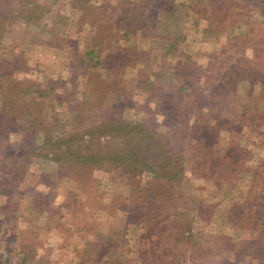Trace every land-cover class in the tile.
<instances>
[{
	"label": "trees",
	"instance_id": "obj_1",
	"mask_svg": "<svg viewBox=\"0 0 264 264\" xmlns=\"http://www.w3.org/2000/svg\"><path fill=\"white\" fill-rule=\"evenodd\" d=\"M70 1L69 9L74 8L78 3L90 9L86 16L89 19L91 17V20L93 18V21H90L94 30L93 35L82 50L63 44L66 46L65 50L62 49L66 62H63L58 70L46 68L47 72L44 74L43 70L39 69L40 61L33 59L30 52L34 51L35 56L49 51H55V55L62 54L59 51L61 49L45 43L41 37L45 34L59 35L61 42L66 37V26L70 27L68 23L71 11H68L69 18L65 13L62 15L57 13L51 15L47 23L41 24L39 16H28L32 7H35V3L31 0H0V51H12L11 60L14 59L18 64L16 70L23 69V73L18 74L19 79H17L12 69L0 66V130L6 128L11 133L19 134L22 138L21 148L26 152L35 153L45 150L60 152L54 156L56 162H73L84 168L121 166L132 174H143L142 176L149 177L150 180L159 178L177 181L181 177L184 178L185 171L193 176H202L207 171L210 181L215 183V186L232 188L239 174L248 168L243 157L244 151L216 156L217 152L207 151L209 147L207 145L205 147L202 141L200 146L204 147L200 148L202 151L199 156H215L216 170L212 173L214 170L212 166L203 162L205 164L203 171L197 169L198 174H194L193 169L198 168L199 163L193 164L191 159L181 161L184 158L183 152L189 149L188 145L177 147L170 141L167 142L164 135H158L154 122L153 127L150 128L148 119L142 117L123 119L122 115L126 111L129 115L131 112L140 113L136 98L143 96V91L148 88L151 92L158 91L161 96L153 102L155 111L159 108H163V111L159 110L154 114L162 116L163 113L167 117L170 116L174 124L176 111L188 90V88L182 89L184 83L180 82L187 81L186 87H190L192 82L188 80V76L186 80L182 79L181 73L171 80L172 75L166 76V73L159 68L158 60L160 61L162 56L161 62L169 67L198 74L206 73L207 67L198 65L188 51L191 40L193 38L195 40L197 34L206 36L214 29L233 27L234 14L238 15V12H235L236 6L218 5L217 0H189L185 5L178 3L177 0H118L116 5H112L111 10L105 13L102 5L96 6V0ZM250 1H254L255 9L262 12L261 20L255 27L261 37L252 38L256 36L252 31L243 34L242 37L234 35L226 41L221 50L225 57V66L213 69L215 75L209 76L212 81L222 79L223 90H214L206 97L223 100L236 91V83L246 82L250 86L245 90L246 103L233 118L219 117L212 120L207 118V115H201L204 119L202 121L195 119L197 124H192L188 128L192 133L201 128L199 133L204 137L212 136L211 147L217 145L215 140L218 133L231 131L232 128L242 134L247 130L255 135L264 132V107L258 109L255 105L254 101L260 97L253 94L252 87L257 76L259 85L264 84V0ZM234 3L235 1L232 4ZM180 5H184L188 13L195 18L193 30L170 31L168 25L162 26L157 21L156 15L159 12L173 14ZM248 9L250 7L247 4L244 6V12L247 13ZM91 11L94 13L93 16L90 15ZM16 20L20 24L18 28L27 32L33 30L35 36L25 45H22V41L19 48L16 46L4 48L2 38L6 33H4L8 26L6 24H12ZM198 24L201 27L197 28ZM24 35L22 31V39ZM154 44H156L155 48ZM237 45L241 51L248 49L252 52L251 60L228 59L227 53L232 52ZM156 60L157 64L150 67ZM24 67L28 69L25 70ZM40 76L42 80L38 82ZM1 79L5 80L1 81ZM168 80L172 81V86L167 87ZM22 98L28 101L25 105L31 104L37 107L43 104L41 113L26 115L22 107ZM206 109L210 112V107ZM65 115L70 117L64 118ZM212 121V125H209ZM130 135L144 137L155 145H160L165 166L174 170L167 176L163 175L164 168L160 171L159 164L153 167L129 147L123 155H116L114 151V153H106L96 148L85 151L72 149L75 143L93 142L105 136L124 138ZM67 146L68 149H62ZM191 151L194 154V148ZM205 151L211 153L207 154ZM193 154L191 156L194 157ZM254 161L255 159L251 160V163ZM185 162L188 166L184 170L181 165ZM206 180L207 177L203 179L204 182ZM263 194V191L249 189L243 203L231 204L232 209L226 216V220L235 231L242 232L249 229L255 243L251 255L258 252L256 258H264L263 251L256 248L257 244L264 240ZM148 198L143 200V204L147 205L148 201L153 200ZM180 201L175 199L172 201L173 206H164L162 212L154 209L155 211L148 212L149 215H138L134 220L135 223L129 222V237L125 234L127 229L122 231L119 238L111 235L107 239L94 237L92 240L83 241L80 237L78 246L72 245L69 250L64 251L65 261L67 264H205L204 261L212 255V250L206 247L204 251L203 246L197 243L196 235L189 238L179 236L183 232L191 231L193 227L189 229L190 226L194 225L196 227L194 230H197L196 225L200 222L199 217L196 216L198 214L190 213L191 208L179 205ZM23 221V219H7V223L11 222L10 228H15L14 223ZM174 221L178 225L175 233L171 234L168 229ZM81 233L84 234L85 231L76 229L68 234L78 238ZM235 238L241 239V236ZM4 240L0 237V241ZM124 240L127 241L123 242ZM200 243L204 244V242ZM115 245H119L118 249ZM60 250H63V246H59L55 253ZM121 250L123 251L119 254L118 251ZM85 252L91 254L90 259H85L86 261L79 257L81 253L83 257H87L84 255ZM8 254H11L8 264H25L24 250L11 249ZM12 258L15 261H10L13 260ZM190 259L193 263H185ZM52 262L49 259L46 264ZM3 263L0 261V264Z\"/></svg>",
	"mask_w": 264,
	"mask_h": 264
},
{
	"label": "rangeland",
	"instance_id": "obj_2",
	"mask_svg": "<svg viewBox=\"0 0 264 264\" xmlns=\"http://www.w3.org/2000/svg\"><path fill=\"white\" fill-rule=\"evenodd\" d=\"M31 1L35 3V7H32L28 16H39L41 24L47 23L49 21L47 19L53 14L62 15L65 13L68 16V11H71L70 18L68 16L70 27L66 26V37L61 42L59 35L45 34L40 36L45 43L51 44L56 49H61L59 51L62 54L55 55V51H49L46 54L35 56L34 51L30 52L33 59L40 61L39 69L46 74V68L58 70L63 62H66L65 53H63L66 49L64 45L82 50L88 44L94 32L90 23L93 18L91 20V17L89 19L86 16L90 9L83 4H75L74 8L69 9L71 7L70 0ZM96 1V6L102 5L105 13H108L112 5H116L118 2V0ZM188 1L177 0L178 3L181 2L184 5ZM233 1H235L234 4H232ZM217 4L228 7L236 6L235 12H238V15L234 14L233 27H220L206 34V36L197 34L195 40L194 38L191 40L188 51L198 65L207 67L206 73L198 74L169 67L161 62L162 56L160 61L158 60V66L166 73V76L172 75L171 80H174L176 75L181 73L182 79L186 80V76H188V80L192 82L190 87H186L188 86L187 81L180 82L184 83L181 88H188V90L181 106L176 111L174 124L170 120V116L167 117L161 112L162 116L154 114L159 110L163 111V108L155 111L153 102L161 96L158 91L151 92L148 88L143 91V96L136 98L139 102L140 113L131 112L129 115V112L126 113V111L122 116L123 119H129V117L148 119L150 128L153 127L154 122L158 135H164L167 142L170 141L177 147L188 145L189 149L183 152L184 158L181 161L191 159L193 164L199 163L198 168L193 169L194 174H198L197 169L203 171L205 164L212 166L214 169L212 173L216 170L217 164H214V161L217 163V160L214 159L215 156H199L202 147H204L200 146L202 141L205 147L206 145L209 147L207 151L217 152L216 156L244 151L245 156L243 153V157L248 168L239 174L235 185L232 188L215 186V183L210 181L207 171L202 176H193L185 171L184 178L181 177L177 181L159 178L150 180L149 177L142 176L143 174H132L131 171L128 172L121 166L84 168L73 162H56L54 156L60 152L54 150L51 152L49 150L36 151L35 153L26 152L25 149L21 148V136L2 128L0 130V237L5 240L0 241V261L4 262L3 264H8V259L11 256L8 251L18 248L24 250L25 264H46L49 259L53 261L51 264H67L63 253L69 250L72 245L78 246L80 237L83 238V241L92 240L94 237L95 239H107L111 235L119 238L125 229H127L125 234H128L129 237V222L135 223L134 220L138 218V215H149L150 210L156 209L157 212H162L164 206L172 207V201L175 199L181 200L179 205H186L191 208L190 213L196 212L198 214L196 216L199 217L200 222L196 225L197 230H194L196 227L193 225L189 227V229L193 227L191 231L187 229L189 232H183L179 236L189 238L196 235L197 243L203 246L204 251L206 247L210 251L212 250V255L205 259V264H264V258H256L258 252L254 253L253 256L251 255L255 243L249 229L242 232L235 231L226 220L227 212L232 209L230 205L242 204L249 189L264 192V132L255 135L247 130L245 134H242L232 128L231 131L227 130L230 133H218L217 140H215L217 145L211 147L212 136L204 137L202 133H199L201 128L194 133L188 130L192 124H197L195 119L200 121L204 119L201 115H207L206 117L212 118V120L219 117L233 118L240 107L245 105V90L250 87L246 82H240L236 83V91L223 100L206 98L214 90H223L224 81L219 78L212 81L209 76L215 75L213 69L225 66V57L221 50L226 41L234 35L242 37L243 34L252 31L256 33V36L252 38L261 37L255 27L261 20L262 12L255 9L254 1L217 0ZM247 4L250 9L245 13L244 6ZM184 5L178 6L173 14L159 12L156 15L157 21L162 26L168 25L170 31L193 30L195 18L188 13ZM90 15L93 16L94 13L91 11ZM6 25H8L4 30L6 33L2 38V47L4 48L7 46L19 48L22 41V45H25L35 36L33 30L27 32V30L18 28L20 24L17 20ZM199 27H201L200 24L197 28ZM22 31L25 34L24 39L21 37ZM153 47L155 48L156 44ZM12 53V51H0V66L12 69L14 77L19 79L18 74H22L23 69L16 70L18 64L14 59L11 60ZM251 56L250 50L241 51L238 45L234 50L232 49V52L227 53L228 59L232 60L249 61ZM156 64L157 60L150 67ZM24 69L27 70L28 67H24ZM4 80L1 79V81ZM41 80L42 77L40 76L37 81L41 82ZM171 80L166 82L167 87L172 86ZM252 87L254 89L253 94L260 97L254 101L260 109L264 107V84L259 85L258 76ZM21 100L26 115L41 113L43 104L35 107L31 104L25 105V102H28L26 98ZM165 104L167 105L166 101ZM207 107H210V112L206 109ZM69 117L70 115L64 116V118ZM212 123L213 121L209 125ZM127 147L146 159L153 167L155 164H159L160 171L164 168L162 170L163 175L167 176L174 170V168L169 169L165 166L160 145L157 146L147 138H139L135 135L124 138L105 136L93 142L75 143L72 149L85 151V149L96 148L106 153L114 151L116 155H123ZM192 148L195 150L194 154L191 151ZM62 149H68V146ZM205 153L210 154L206 151ZM192 154L194 157L191 156ZM253 159L255 161L251 163ZM187 166L186 162L181 165L184 170ZM205 177L208 180L204 182ZM146 196L149 197L148 199H153L148 201L147 205L143 204V200L147 199ZM8 218L23 219L24 221L14 223L15 228H10L11 222L7 223ZM50 221L52 222L50 223ZM177 225L176 221L172 222L168 232L174 234ZM76 229L85 231V233L79 234L78 238L71 237L68 233ZM235 236H241V239H237ZM200 242H204V244ZM59 246H63V250L55 253ZM115 246L118 249L119 245ZM122 248L124 250L123 246ZM256 248L264 253L263 239ZM123 250L118 251V253L121 254ZM84 255L87 257H83L82 253L79 257H82L84 261L90 259L91 254L88 255V252H85ZM10 261L13 262L15 259ZM185 263H193V260H187Z\"/></svg>",
	"mask_w": 264,
	"mask_h": 264
}]
</instances>
